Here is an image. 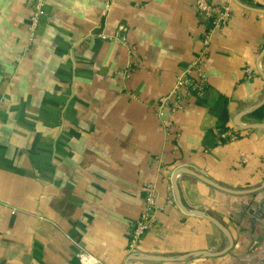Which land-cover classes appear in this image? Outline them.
Listing matches in <instances>:
<instances>
[{
	"label": "crops",
	"instance_id": "1",
	"mask_svg": "<svg viewBox=\"0 0 264 264\" xmlns=\"http://www.w3.org/2000/svg\"><path fill=\"white\" fill-rule=\"evenodd\" d=\"M239 1L264 8V0ZM45 2L31 36L34 0H0V264H83L82 251L89 264H125L146 184L158 206L137 252L226 248L214 223L167 198L180 166L232 189L264 181V128L234 123L264 99V13L234 1L211 31L204 93L161 114L159 99L203 50L209 22L196 0ZM224 98L226 132L235 137L222 140L216 111ZM177 183L188 208L229 228L233 247L220 256L129 264H264V189L232 194L187 173Z\"/></svg>",
	"mask_w": 264,
	"mask_h": 264
},
{
	"label": "built area",
	"instance_id": "2",
	"mask_svg": "<svg viewBox=\"0 0 264 264\" xmlns=\"http://www.w3.org/2000/svg\"><path fill=\"white\" fill-rule=\"evenodd\" d=\"M110 0H108L109 5ZM45 0H34L33 13L30 20V34H35L36 28L41 20V17L45 13ZM234 0H220L219 2H213L211 0H196L197 8L202 15L209 22V29L203 39V50L199 57H197L189 66L186 76L179 78L174 84L172 90L162 96L159 99V111L162 114V110L165 107H169L172 111L178 110L182 107V100L186 96L202 95L206 88V81L201 73V65L203 56L208 52L211 42V31L213 28L220 27L225 20L229 18L232 13ZM103 39H119L124 40L125 37L116 33L109 36L103 32L99 34ZM252 71L247 70V76L251 77ZM222 138L235 137L229 135L228 132L221 133ZM149 189V194L145 199V207L139 218L136 220L133 231L131 233L128 251L129 254L137 252V248L140 244L143 236L151 229L154 222V213L158 206L154 195V186L152 184H146ZM176 202L173 191L170 192L167 198V205H174ZM78 258L83 264L92 263L94 260L86 251H82L78 254Z\"/></svg>",
	"mask_w": 264,
	"mask_h": 264
},
{
	"label": "water",
	"instance_id": "3",
	"mask_svg": "<svg viewBox=\"0 0 264 264\" xmlns=\"http://www.w3.org/2000/svg\"><path fill=\"white\" fill-rule=\"evenodd\" d=\"M237 4H239L240 6L249 9V10H254V11H258V12H262L264 13V8H255V7H250L247 6L245 4H243L242 2H240L239 0H234ZM264 56V51L261 52V54L259 55L258 61H260V59ZM258 71L260 72V74L263 76L264 78V72L261 70V68L258 66ZM264 105V99L262 101H260L259 103L255 104L254 106L240 112L234 119V123L239 126L242 129H247V128H264V120L263 121H257V122H250V123H245L242 121V118L245 115L251 114L253 113L256 109L260 108L261 106ZM179 173H187V174H191L197 178H199L200 180L224 191V192H228V193H232V194H249V193H254L257 192L261 189H264V181L256 187L253 188H247V189H232V188H228L225 186H222L221 184L216 183L215 181H213L212 179L208 178L207 176L189 168L186 166H180L178 167L173 175V194L176 200V203L178 204V206L186 213L188 214H193V215H197V216H201L203 218H206L208 220H210L212 223H214L220 230H222V232L228 237L229 239V245L224 248L223 250L220 251H208V250H195V251H191L185 254H181V255H175V256H166V255H156V254H144V253H139V252H135V253H131L127 256L125 264H129L130 262H132L133 260H161V261H184L186 259L192 258V257H199V256H220L225 254L226 252H228L234 245V238L232 236V233L230 232L229 228L222 222L220 221L217 217H215L214 215L205 212L204 210H200V209H190L188 208L182 199L181 193H180V189L177 183V175Z\"/></svg>",
	"mask_w": 264,
	"mask_h": 264
},
{
	"label": "trees",
	"instance_id": "4",
	"mask_svg": "<svg viewBox=\"0 0 264 264\" xmlns=\"http://www.w3.org/2000/svg\"><path fill=\"white\" fill-rule=\"evenodd\" d=\"M204 93V92H203ZM222 103L219 105L216 114L218 116V127L222 129L223 132H226L229 130V126L227 125L228 117H227V99H222ZM253 116L257 118L258 120L264 119V105L260 108L256 109L253 113ZM221 139H225L222 138Z\"/></svg>",
	"mask_w": 264,
	"mask_h": 264
}]
</instances>
